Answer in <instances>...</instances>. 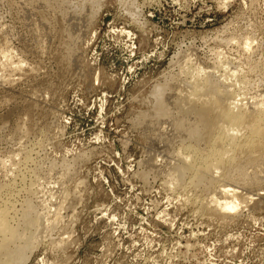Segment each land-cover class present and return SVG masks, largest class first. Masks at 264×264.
Returning <instances> with one entry per match:
<instances>
[{"label": "rangeland", "instance_id": "obj_1", "mask_svg": "<svg viewBox=\"0 0 264 264\" xmlns=\"http://www.w3.org/2000/svg\"><path fill=\"white\" fill-rule=\"evenodd\" d=\"M199 66L264 110V0H0V207L55 218L21 264H264V152L167 176L197 138L150 91ZM224 184L241 210L201 209Z\"/></svg>", "mask_w": 264, "mask_h": 264}, {"label": "bare ground", "instance_id": "obj_2", "mask_svg": "<svg viewBox=\"0 0 264 264\" xmlns=\"http://www.w3.org/2000/svg\"><path fill=\"white\" fill-rule=\"evenodd\" d=\"M191 69L193 70V68ZM202 69L200 66L197 67V72H191L190 78L185 77L188 72L184 74V79L180 78L181 76L179 75L181 80L179 81L183 85H179L180 83H176L174 78L169 77L170 79H166L165 82L155 84L150 91L155 106L159 105V107L155 108V110L158 109L157 114H160L161 110L167 112L172 109L176 111L179 121L182 120L183 123H186V131L196 134L197 139L195 142L186 141L182 143L179 148L180 152L168 157L167 163L169 164H166L168 168L167 176L170 181L178 184V188L179 185H184V187L191 186L197 189L207 179L210 181L209 183L207 182L209 185H216L220 180L226 178L225 175L226 172H229V168L234 167L237 154L242 153L243 155L241 156H244V159L251 160V163L255 165L258 162L259 155L264 152V110L258 109L247 114V109H244L245 103L243 107V99L238 98L230 90L225 94L222 89L212 84L210 80L212 79L211 76H214L210 75L212 72L202 74L203 70L207 71ZM181 72L182 74L184 73V66ZM229 95H232V97H228ZM167 98L170 99L168 102ZM244 129L247 130V133L242 138L240 137L241 135L238 136V131ZM201 142H203V145L200 146ZM241 156L238 158L241 159ZM236 162L238 161L236 160ZM258 166V168L262 167L261 164H258ZM220 169L224 171L221 170V173ZM222 176L223 179H221ZM233 187L229 188L228 184H224L221 190H216L214 186L213 188L218 192L220 191L222 196L218 197L212 194L213 196L208 202L204 201L203 204L201 203L203 206H201V209H212L214 210L213 212L217 211V213L219 212L218 210L225 213L240 211L242 199L238 198L237 193H235V186ZM210 190L212 189L209 188ZM259 195L261 196L262 193ZM196 199L194 200L195 202L199 201ZM243 202L245 203V201ZM201 204H199V207ZM13 206L5 203L0 207V264H21V261L27 256L29 248L39 243V238L42 234H40L41 226L46 222L49 224L54 223L55 219L48 215L46 206L43 211L47 210L42 211V213L39 212L40 210L35 211L34 205L28 201L23 205L24 207L17 218L18 221L15 222V217L11 215ZM42 231L44 230L42 229Z\"/></svg>", "mask_w": 264, "mask_h": 264}]
</instances>
